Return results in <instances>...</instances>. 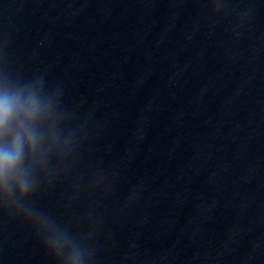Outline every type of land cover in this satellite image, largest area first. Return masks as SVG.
<instances>
[{
	"label": "clouds",
	"instance_id": "1",
	"mask_svg": "<svg viewBox=\"0 0 264 264\" xmlns=\"http://www.w3.org/2000/svg\"><path fill=\"white\" fill-rule=\"evenodd\" d=\"M219 12L224 0H209ZM63 89L43 76L25 78L0 46V215L28 224L55 264H95L93 237L99 224L93 208L65 220L38 205L42 192L69 182L79 200L104 187L102 170L86 164L87 119L63 102ZM70 207V205H68Z\"/></svg>",
	"mask_w": 264,
	"mask_h": 264
}]
</instances>
